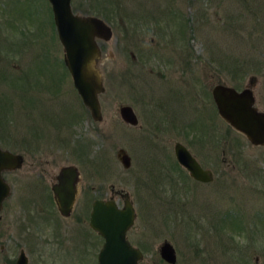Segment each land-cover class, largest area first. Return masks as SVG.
<instances>
[{"label":"rangeland","instance_id":"374dc122","mask_svg":"<svg viewBox=\"0 0 264 264\" xmlns=\"http://www.w3.org/2000/svg\"><path fill=\"white\" fill-rule=\"evenodd\" d=\"M70 6L111 28L98 44L119 71L101 72L98 121L72 86L47 0H0V148L22 158L3 172L11 193L0 212V264L16 256V243L30 252L31 264H60L45 241L56 219L45 225L38 213L34 228L22 229L39 203L29 196L36 191L20 184L69 164L85 179L100 174L81 182L99 196H107L110 183L129 194L135 218L127 238L142 252L139 264H167L158 254L163 241L178 264H264V145L250 144L221 119L210 95L217 83L237 90L251 84L264 112V0H70ZM127 11L139 19L160 14L162 30L155 33L146 18L130 27ZM230 59L237 67L256 63L233 75ZM122 105L132 108L135 127L121 119ZM165 118L190 129H171ZM176 141L211 170L210 183L194 182L177 164ZM119 148L130 157L128 168L116 157Z\"/></svg>","mask_w":264,"mask_h":264},{"label":"water","instance_id":"95a60500","mask_svg":"<svg viewBox=\"0 0 264 264\" xmlns=\"http://www.w3.org/2000/svg\"><path fill=\"white\" fill-rule=\"evenodd\" d=\"M47 2L50 5L57 39L62 47V61L69 73L72 86L90 118L98 121L101 119L98 96L103 90L102 83L86 79L84 75H87V70L82 68L89 56L100 53L98 40L107 41L111 37V29L98 16L74 14L70 0H47ZM251 80L253 79L250 78L248 81ZM250 85L237 90L232 86L217 83L211 88V98L221 119L235 131L243 134L250 144L263 146L264 112L255 106ZM118 110L124 122L136 124L137 119L130 106L122 105ZM173 154L176 162L192 179L200 182L211 181V171L202 168L183 145L175 143ZM116 157L123 168L129 167V157L123 149L117 150ZM21 162L22 158L19 154L0 148V208L2 200L9 194V187L1 173L18 168ZM74 173L76 168L72 165L61 166L58 170V184L54 185L52 190L61 212L63 205L66 207L71 205L74 188L71 187L64 202L60 184L67 180V175ZM133 221L134 212L128 200L124 201L121 208L112 201L93 202L89 223L103 238L97 264H137L142 254L125 239V232ZM158 252L166 263L177 264L174 249L168 241H163L159 245Z\"/></svg>","mask_w":264,"mask_h":264},{"label":"flooded vegetation","instance_id":"af4514ba","mask_svg":"<svg viewBox=\"0 0 264 264\" xmlns=\"http://www.w3.org/2000/svg\"><path fill=\"white\" fill-rule=\"evenodd\" d=\"M131 14L132 13L130 11H127V13H126V16L128 18V21H129L128 25L130 27H141V25L144 26V24H146V22H144V21H146V19H147L148 23H152L154 25L153 27H154L155 33L156 32L160 33V29L162 30V28H163L160 25L162 23V19L160 17V14L159 15L155 14V16L153 18H149L147 16H150V14L145 13V15L144 14L142 15L143 19H139L138 17H135L134 15H131ZM135 18H137V22H136ZM144 18H146V19H144ZM142 20H144V21H142ZM164 21H166V20H164ZM186 21H187L186 25L188 28L189 26H191V24H189V22H188V21H190V19H188ZM157 23H158V25H157ZM145 27H146L145 30H151V29H149L150 26L145 25ZM188 30H189V28H188ZM181 33H183V31H181ZM141 45L142 44H140V46ZM173 45L174 44L172 41L171 46L173 47ZM98 46H99V44H98ZM140 46H137L138 50H140L139 49ZM152 46L157 47L159 45H157V46L151 45V47ZM160 47L163 49L166 48L169 52L173 51L172 48H167V46H165V47L160 46ZM99 50H100V48H99ZM155 51H158V49H155ZM159 51H161V50H159ZM179 51L181 52L180 49H179ZM187 52H188V49H186V53ZM175 53H176V51H175ZM128 54H129L130 59L133 62V64H135L137 62V60L133 56L132 52L128 51ZM186 56H188V54ZM182 71L183 70H180V72H182ZM179 77L182 78V75H179ZM182 79H187V78L184 77ZM210 95H211V89H210ZM213 105H214V103H213ZM215 110H216V108H215ZM216 113H217V111H216ZM166 120H167V126H169L171 129L180 127L181 130L185 131V132H188L189 131L188 129H190V125H187V123H185V122H181V125H178V124L173 125L169 119L165 118L164 121H166ZM190 122H192V121H190ZM160 125H161V122H159V127H160ZM131 126L135 127L134 125H131ZM154 126L157 128L158 125L156 123H154ZM175 143H180L181 145H183L181 142H178V141L174 142V144ZM174 144H173V146H174ZM183 146L187 149V147L185 145H183ZM172 151H173V147H172ZM189 153L191 154L190 151H189ZM173 156H174V154H173ZM129 161H130V157H129ZM197 162L199 163L198 160H197ZM69 165H72L76 168V173L71 174V175H67V180L64 183L60 184V186H61L60 191L63 194V201L65 202L67 195L71 190V187H73L74 188V197H73L72 202L70 203L71 205H69L68 207H66L65 205L62 206V212L58 208V205L56 202L57 200H56V197H55L53 190H52L53 186L58 184L57 176H58V170L60 167L58 168V170L55 174H51L49 172L36 173L33 175L35 177V179H33V180L27 179L23 184H20V187L22 185L24 188L32 187L36 191V193L31 194L28 192L29 196L35 197L34 198L35 200H33V202L38 201V203H39V209L36 212H34V216H33V212H32V217L29 214V217L27 218V225H25V227L22 229L24 231L28 230V232H29L30 228H34V224H33V221L31 219L36 217V214H38V213L42 214L44 216V218H46L44 221L45 225H47V224L54 225L53 219H56V224L52 228L53 231L51 233L48 232V237L45 238V241H46V244L50 243L56 247L54 249V253H55V251L58 250V259L60 260V264H97L98 263V253H99V250L102 246L103 238L95 229H93L90 226V223H89L90 212L92 209L93 202L95 200L112 201L116 204V206L118 208H121L124 205V201L128 200L130 202L132 208H133L134 218H135L134 207H133V204H132V201L130 199L129 194L127 192L115 190L112 183L107 184L108 185L107 196L106 197L99 196V194L94 191L95 186H92V185L86 186L88 184L83 185V184H81V182H82V180L87 181L88 178H89V180H92V177L100 176V174L93 172V173L89 174V176H91V177L88 176V177H86L87 179H85L84 176L87 174H80L78 168L75 165H73V164H69ZM200 166L202 168H205L201 164H200ZM181 168L183 170H185L183 167H181ZM205 169L210 170L209 168H205ZM10 170H13V169H10ZM6 171H8V170H5L3 172H6ZM3 172L1 173V176L4 179ZM186 173H187V171H186ZM187 175H188V173H187ZM81 176L83 178H81ZM192 180L194 182H198V183H210L213 180V174H212V179L209 182H200V181H197L194 179H192ZM4 181L6 182L5 179H4ZM6 184L9 187V194L2 200L0 212H1L2 207H3V201L11 193V186L7 182H6ZM82 186H83V188H82ZM19 192H23V190L19 189ZM29 196H27V197H29ZM114 196H117V199L119 198L121 200L122 204L120 206L117 204V201H116L117 199H115ZM21 201H23V200L21 199ZM58 219H59V221H58ZM132 225L126 230L125 239L128 241V243L131 246H133L134 248L138 249L141 252L139 246H137L136 244L132 245L127 238V233L129 232ZM16 248H17V254L15 257H13V258L6 257V259H4L7 262V264H31L32 259L30 257V252L27 251L24 244L20 245L19 243H16ZM158 248H159V246H158ZM3 249H4L3 245L0 246V250H3ZM174 252H175V250H174ZM141 254H142V252H141ZM158 254H159V252H158ZM175 256H176V254H175ZM139 261L140 260L137 261V264H139Z\"/></svg>","mask_w":264,"mask_h":264},{"label":"clouds","instance_id":"9594fccd","mask_svg":"<svg viewBox=\"0 0 264 264\" xmlns=\"http://www.w3.org/2000/svg\"><path fill=\"white\" fill-rule=\"evenodd\" d=\"M114 66L119 71V65L113 59L111 52H107L106 55L95 53L88 57L82 69L87 70V75H84L86 79L94 80L97 83H104L106 81L101 72H112Z\"/></svg>","mask_w":264,"mask_h":264},{"label":"trees","instance_id":"16d2710c","mask_svg":"<svg viewBox=\"0 0 264 264\" xmlns=\"http://www.w3.org/2000/svg\"><path fill=\"white\" fill-rule=\"evenodd\" d=\"M256 8H260V7H258L257 5H256ZM176 14V13H175ZM191 20V19H190ZM180 24H178L177 25V27L179 26ZM180 27H181V25L179 26V29H180ZM179 33H181V30H179ZM213 56H214V54H213ZM212 59H214V60H212V61H215V62H217V61H219V62H222V60H220V59H217V58H215V56H214V58H212ZM230 61L231 62H234V65H233V67L229 70V72L231 73V74H233V75H236L237 73H240L242 70L244 71V69L245 68H247V67H245V64H248V65H254L255 63H256V61H247V62H245L244 64H242V66L241 67H237V66H235V59H230ZM218 63V62H217ZM257 63H258V61H257Z\"/></svg>","mask_w":264,"mask_h":264}]
</instances>
